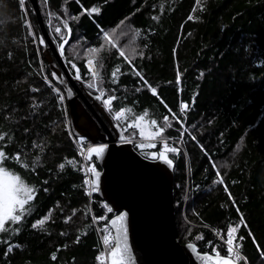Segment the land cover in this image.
Listing matches in <instances>:
<instances>
[{
    "label": "trees",
    "instance_id": "1",
    "mask_svg": "<svg viewBox=\"0 0 264 264\" xmlns=\"http://www.w3.org/2000/svg\"><path fill=\"white\" fill-rule=\"evenodd\" d=\"M37 2L55 44L71 30L65 64L73 76L80 70L85 96V90L97 93L88 86L92 54L86 53L104 44L93 67L103 99L116 97L108 113L126 110L115 119L126 136L137 135L132 125L138 117L154 119L177 146L169 155L180 242L230 256L228 229L237 228L232 247L239 245V263L264 264V0ZM92 7L100 13L89 15ZM114 28L124 37L116 47L101 31ZM41 37L30 0H0V150L10 157L4 166L36 189L25 206L30 211L0 232V264H105L97 257L106 229L113 233L115 212L84 183L66 91L52 75L58 62ZM121 49L132 64L119 55ZM155 142L149 151L162 149L161 139ZM90 161L101 169L95 158ZM45 216L42 227H32Z\"/></svg>",
    "mask_w": 264,
    "mask_h": 264
},
{
    "label": "water",
    "instance_id": "2",
    "mask_svg": "<svg viewBox=\"0 0 264 264\" xmlns=\"http://www.w3.org/2000/svg\"><path fill=\"white\" fill-rule=\"evenodd\" d=\"M30 1L40 23L44 45L48 44L58 62L51 65L52 74H56L54 79L65 88L73 134L87 137L93 146L108 145L102 158L93 154L91 159L95 158L101 168L97 170L100 178L96 193L116 212L110 220L115 243L109 253V264H112L111 253L117 243L121 247L124 245L123 231L118 232L119 225L112 223L121 213H127V244L132 249L135 264H207L201 257L217 258V254L200 252L193 243H181L177 236L173 193L175 163L169 153L168 157L173 161L171 167L163 161L143 156L131 141L123 142L124 133L118 124H113L105 107L100 106L102 98L97 99L100 95L85 90L87 98L78 86H83L81 76L77 79L75 74L74 77L65 64V48L71 39V31L68 29L67 36L57 47L43 23L37 0ZM61 44L64 45L63 55ZM93 105L105 116L110 127ZM94 116L100 120L102 128ZM189 244L194 245L196 251H192ZM218 256L240 264L231 257Z\"/></svg>",
    "mask_w": 264,
    "mask_h": 264
},
{
    "label": "snow or ice",
    "instance_id": "3",
    "mask_svg": "<svg viewBox=\"0 0 264 264\" xmlns=\"http://www.w3.org/2000/svg\"><path fill=\"white\" fill-rule=\"evenodd\" d=\"M20 4L23 5L24 4V0H19ZM88 11V10H86ZM101 11V9L99 7H92L89 11V15H91L92 13H96L99 14ZM121 24L124 23V21L120 22ZM25 25L26 27H31L30 25H28L27 21H25ZM64 27L67 28V21L64 22ZM56 32H60V28L57 27ZM69 31H71L69 29ZM102 31V36H103V40L108 43L111 44L113 47H116L114 41V34L116 32V29H112L111 32L109 31H104L103 29H101ZM136 35H139V32L136 33ZM39 43L41 45H43L44 39L41 37L39 39ZM65 43H67V41H65ZM104 48V44H101L99 48H89L88 52L86 53V55L88 54H92V56L88 59L87 63L89 66V70L92 71V66L94 63V57L98 56L99 53L101 52V50ZM60 51H61V55H63L64 53V45L61 44L60 45ZM131 54L132 56L136 55V50L134 48H132L131 50ZM119 55L121 57H123L128 64H132V60L129 58V56H127L125 54V51L123 49H121L119 51ZM72 68H76L75 64L71 65ZM117 72H119V68H117V70L115 72H112V76L116 77ZM53 76H55L56 74L53 73ZM137 76L141 77V80H144L143 76H141V73L139 71L136 72ZM92 77L93 80L92 82L89 83V87L94 88L96 87V77H97V73L95 71H92ZM76 78L79 79L80 78V70L77 69L76 70ZM144 83L147 84V81L144 80ZM149 87L151 88V92L153 94H156L157 89L154 87H151L149 85ZM140 89L138 88L137 91H139ZM69 95H71V92H69ZM104 93L101 90L100 92V96L97 97V99H101L103 97ZM63 96L60 97L61 100H63ZM116 97L115 96H110L108 99L104 100L103 103L106 107H109V109H111V105L113 100H115ZM125 109L121 108L119 111L115 112V116L114 118L119 120L122 117H124L125 115ZM145 115H147V113H145ZM144 117L140 116L137 118V121L135 123V127L140 129V135L142 137H145V130L144 128L141 126V123H139V121H143ZM165 120H167V117H165ZM157 121L156 120H152L151 124L152 125H156ZM164 129L161 128L158 132L155 133H150L147 137H145L146 139L149 140H154L156 139L161 132H163ZM0 139H3V137H0ZM122 140H127L126 137L122 136L121 137ZM108 145L107 144H99L97 146H89L87 149V159L91 160V158L93 157V154L95 155V157L97 158H102L104 155L105 150L107 149ZM139 147L141 149H145V148H153L155 147L154 144L152 143H141L139 145ZM177 149L175 147H168L167 143L164 144L163 150L159 152V154H157V152H151L149 153V157L153 160H160L163 161L164 163H166L169 167L172 166L173 161L172 159H169L168 157V153H176ZM81 155H84L83 149L81 150ZM10 157L6 156L5 152L0 150V232H5V224L7 222H12L13 224H16L18 222H20L22 220V218L25 216L26 213H28L30 210L27 209L25 206L29 204V202L33 201L35 198V193H36V189L32 186H29V184H27L20 175L14 173V172H10L4 165L5 162L7 160H9ZM15 160L19 161L20 157L16 156L14 157ZM69 164L72 163V161H68ZM24 167L27 168L28 164H24ZM59 167L61 169H63L65 167V165L62 163L59 165ZM88 172H90L92 174V176L94 177L93 180L89 181V180H85L84 183L85 184H90L91 185V190L89 192V194H91V192H95L99 190V178H100V173L96 170L95 166L90 167L88 170ZM220 183H223V180L219 181ZM46 190V189H45ZM227 190V189H226ZM107 207V206H105ZM108 212H112L113 209L112 208H107ZM49 219L48 216H45L43 219H39L36 221L35 224L32 225L33 228L36 227H42L45 224V221H47ZM113 224L119 225L118 227V232L119 231H123V239H124V245L123 247L120 246L119 243H117V246L115 248V250L111 253L112 255V264H135V258L132 256V249L128 246L127 244V234H128V228H127V213H121L118 216H116L115 220L112 221ZM241 224H244V220L243 217H241L240 220ZM13 231H18V229H14ZM237 228H229L228 229V240H227V244H228V253L231 256H234L236 260H239L240 257V248L239 245L236 246V248L232 247L233 244V239H234V234L236 233ZM104 243L108 244L109 243V238L107 236L104 237ZM188 247L190 249H192V251H196L194 245L189 244ZM9 251H11V248H9ZM103 257V253H101L100 257H97V259H101ZM53 259H55V256H53ZM202 260L206 261L207 264H233V261L229 258H222L219 257L217 255V258H213L211 256H203L201 257Z\"/></svg>",
    "mask_w": 264,
    "mask_h": 264
},
{
    "label": "rangeland",
    "instance_id": "4",
    "mask_svg": "<svg viewBox=\"0 0 264 264\" xmlns=\"http://www.w3.org/2000/svg\"><path fill=\"white\" fill-rule=\"evenodd\" d=\"M120 32V30H117L116 31V33L114 34V36H115V38H114V41L113 42H115V43H117V44H122V38L124 39V37H122L121 38V36L120 35H118V33ZM53 39V38H52ZM56 45H57V47L59 46V44H57L56 43ZM87 66H88V63H87ZM88 68H89V66H88ZM92 71H94V67L92 66ZM92 71H91V73H92ZM83 82V81H82ZM96 83V82H95ZM93 90H95L97 93L96 94H99L100 95V90L97 88V86L96 87H94V88H92ZM102 99H103V97H102ZM106 99H108V98H106ZM105 99V100H106ZM103 101H104V99H103ZM104 104V103H103ZM105 106V105H104ZM105 109H106V111H108L109 110V107H106L105 106ZM114 116H115V114H114ZM114 117H112V119H113ZM115 119V118H114ZM117 120V119H116ZM136 122H138L137 121V119L135 120V122L133 123V127H135V123ZM139 123H141V126L144 128V130H145V137H147L150 133H155V132H158L162 127L160 126V125H158V124H156V125H152L151 124V122L149 121V120H147V119H145L144 118V120L143 121H139ZM101 128H102V126H101ZM136 128V133H137V135L136 136H126V134L124 133V136L127 138V140L126 141H131L132 142V144H138V146L141 144V143H145V144H147V143H152V144H154L155 146H156V142H155V140H160L161 139V142H162V149H160V151H162L163 150V147H164V144L165 143H167V145H168V147H175L176 149H177V146L176 145H174V144H172V142H170L169 141V139L167 140V139H165V137H163L162 136V134H163V132H161L160 133V135L156 138V139H154V140H149V139H146L145 137H142L141 135H140V129L139 128H137V127H135ZM122 129V128H121ZM123 131V130H122ZM75 136V135H74ZM77 137V136H76ZM79 138V140H81L82 142H83V138L82 137H78ZM81 141H78L77 142V146H78V150H79V153H80V147H79V144L80 143H82ZM122 142V141H121ZM123 142H125V140L123 141ZM91 145L93 146L94 144H92L91 143ZM180 146V145H179ZM153 148H155V147H153ZM144 151H146V152H149V153H151V152H157V154H159V152L160 151H157V150H154V149H151L150 151L148 150V148H145V150ZM146 157V156H145ZM147 158H150V157H147ZM89 162H91L90 160H89ZM92 164V163H91ZM93 165L95 166V164L93 163ZM95 168H96V166H95ZM96 170H97V168H96ZM99 170V169H98ZM113 231V230H112ZM113 235V236H112ZM105 236H107L108 238H109V241H111V242H113L115 239H114V233H112V234H110V232L106 229V232H105V234H104V237ZM103 237V238H104ZM114 243H115V241H114ZM114 246V245H113ZM113 246L110 248V247H108V244H105L104 243V252H103V257L101 258V260H104V263L105 264H109V253H110V251L112 250V248H113ZM227 246H228V244H227ZM231 256V255H230ZM233 259H235V257L234 256H231ZM241 257V256H240ZM242 259H244V258H240L239 260H236L237 262H239L240 260H242Z\"/></svg>",
    "mask_w": 264,
    "mask_h": 264
},
{
    "label": "built area",
    "instance_id": "5",
    "mask_svg": "<svg viewBox=\"0 0 264 264\" xmlns=\"http://www.w3.org/2000/svg\"><path fill=\"white\" fill-rule=\"evenodd\" d=\"M78 141H81V140H78ZM82 142V141H81ZM79 147H80V156H82V158L85 157V155L87 154V147H85V144L82 142L79 144ZM83 149V152H84V155H81V150ZM92 167L91 165L87 164V165H84V172H85V175H86V178L87 180L91 181V178L90 176L92 177V174L90 172H88L87 170ZM88 175V176H87ZM87 186H90L89 191L91 190V185L90 184H86ZM93 194V192H91Z\"/></svg>",
    "mask_w": 264,
    "mask_h": 264
},
{
    "label": "bare ground",
    "instance_id": "6",
    "mask_svg": "<svg viewBox=\"0 0 264 264\" xmlns=\"http://www.w3.org/2000/svg\"><path fill=\"white\" fill-rule=\"evenodd\" d=\"M52 38V37H51ZM74 77H75V75H74ZM121 128V127H120ZM84 144H85V142H84ZM90 146H92V145H90ZM85 147H89V146H86V144H85ZM140 153V152H139ZM87 157V154L85 155V157L84 158H82V156H81V158H82V161H83V166L84 165H87V164H89V165H91V166H94L93 165V163L91 164V162H89V159H87L86 158ZM149 159H151V158H149ZM88 176V175H87ZM90 178H91V180H93V176L91 177L90 176ZM88 188H90V186H88ZM175 211H176V207H175ZM115 212V211H114ZM115 214H116V212H115ZM175 219H176V216H175ZM177 222V221H176ZM111 227V226H110ZM115 241V240H114ZM103 242H104V238H103ZM188 243H192V242H188ZM194 244V243H193ZM197 247V246H196ZM197 249H198V247H197ZM199 250V249H198ZM200 251V250H199ZM200 252H202V251H200ZM204 253H209V252H204ZM211 254H213V253H211ZM218 255V254H217ZM220 256H223V255H220ZM226 257H230V256H226ZM232 258V257H231ZM239 263V262H238Z\"/></svg>",
    "mask_w": 264,
    "mask_h": 264
},
{
    "label": "flooded vegetation",
    "instance_id": "7",
    "mask_svg": "<svg viewBox=\"0 0 264 264\" xmlns=\"http://www.w3.org/2000/svg\"><path fill=\"white\" fill-rule=\"evenodd\" d=\"M102 105L104 106L103 101L100 102V106H102ZM104 107H105V106H104ZM107 114L112 118V116L108 113V111H107ZM95 120H96V122L99 124V126H101V125H100V122H99L100 120L97 119L96 117H95ZM112 120H113V124H118L114 118H113ZM109 124H110V123H109ZM110 125H111V124H110ZM118 125H119V124H118ZM82 138H83L84 140H89L87 137H82ZM89 141H90V140H89Z\"/></svg>",
    "mask_w": 264,
    "mask_h": 264
}]
</instances>
